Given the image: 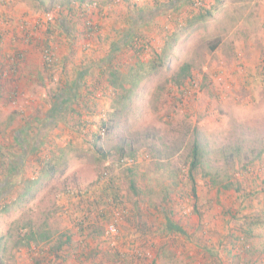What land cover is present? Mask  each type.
I'll list each match as a JSON object with an SVG mask.
<instances>
[{
    "label": "rangeland",
    "instance_id": "obj_1",
    "mask_svg": "<svg viewBox=\"0 0 264 264\" xmlns=\"http://www.w3.org/2000/svg\"><path fill=\"white\" fill-rule=\"evenodd\" d=\"M72 1L0 0L3 67H13L26 47H35L43 60V44L27 42L23 24L30 31L39 15ZM87 1H97L89 15L100 29L93 38L85 37L87 14L82 5L71 14L65 7L57 12L78 27L70 28V41L57 33L58 42L73 51L66 55L67 69L59 56L60 71L44 75L42 82L36 77L30 92L39 98L38 104L28 103L22 82L15 87L19 85L25 99L17 104L8 99L13 76L9 70H5L9 76L0 80V184L7 181L11 186L0 199V237L6 245L0 264H72L73 258L84 264H264V228L257 229L254 237L239 229L251 213L264 221V202L259 206L250 202L256 196L264 201V51L258 68L250 70L258 77L249 84V71L242 63H247L248 36L237 37L242 23V33L249 30L248 19L260 10L259 0H205L209 9H192L190 0H134L136 8L160 5L157 14L165 20L151 34L157 39L136 34L129 54L115 59L113 67L120 66L123 76L131 75V67L144 64L139 83L123 100L108 92L97 96L95 89L87 90L89 95L82 92L85 96L78 101L62 95L61 110L66 115L52 125L47 121L48 107L53 106L61 84L75 76L69 61L89 57L97 67L98 52L96 57L89 53L100 40L106 12L130 0ZM10 40L12 45H7ZM242 42L244 51L238 47ZM232 61L235 68L229 64ZM186 64L190 67L184 75ZM93 75L101 77L98 71ZM117 90L124 92L120 86ZM29 112L38 116L33 130L25 124L30 123ZM103 120L111 123L108 130L102 129ZM26 126L29 131H17ZM43 126L46 132L41 131ZM96 133L101 136L98 140ZM17 136L25 144L26 162L19 157ZM93 139L106 156L96 151ZM195 141L203 156L194 171V185L189 171ZM121 156L136 163L125 166ZM12 162L17 164L14 169ZM227 184L232 186L226 188ZM115 195L121 197L117 200ZM5 206L7 210H2ZM137 206L144 210L140 217H136ZM168 217L185 232L165 231ZM27 222L51 231L52 237L31 251H19L13 237ZM65 233L72 235V247L63 246L59 253L63 258H57L48 249ZM226 234L230 239L223 240ZM209 253L222 256L207 260Z\"/></svg>",
    "mask_w": 264,
    "mask_h": 264
},
{
    "label": "crops",
    "instance_id": "obj_2",
    "mask_svg": "<svg viewBox=\"0 0 264 264\" xmlns=\"http://www.w3.org/2000/svg\"><path fill=\"white\" fill-rule=\"evenodd\" d=\"M132 1H133V4H132ZM103 2L106 3L107 0H103ZM125 3H124L125 5L120 4V6L118 7L116 6L110 7V9L106 12V17L103 19V27L101 28V31L99 34L100 40H97L96 45H94L95 46L94 48L96 50H94L93 48V52L91 53L85 51L89 53L90 55L94 53L93 55L94 57L97 56L96 53L98 52V56L100 57V60L98 61L99 64H97V67L95 63L91 64L92 59H90L89 57L83 58L80 61L78 60H76L75 62L69 61L70 67L72 69L74 68V71H75L74 78L75 79L73 78L72 81L67 80L66 82L61 84L62 88H60L57 94H55L56 97L66 95L67 98L70 99L71 101H73L75 98H76L75 100H79L82 95L85 96L84 93L82 92H86L87 90H91V89H95V95L97 94V96L102 95L104 92H108L110 95H114V87L112 86L108 78L109 77L108 68L113 67V64L117 61V60L115 61V59L117 58L122 59L123 57L129 54V52L127 51L130 48L132 39L134 38L136 34H141L144 37L152 38L153 36L151 34L153 33L156 34L157 25L163 24L165 22V20L164 22H162L163 21L162 16L160 14H157L158 6L160 5L153 6L152 4L151 5L145 4V5H142L141 7L136 8L135 5L137 4V2L136 1L134 2V0H130ZM258 6L260 10L257 13L251 15L250 18L248 19L249 22L247 26L249 30L247 32L242 33V30L244 29V26L242 23V29L237 34V37L238 36L240 37L248 36L249 47H248V51L246 52L247 53L246 54L247 63L245 60L242 63L244 64V66L247 67L249 71L248 73L249 77L247 78L249 84L254 83L258 77L256 75V72L250 74V70L258 68L257 62L259 61V58L262 57L261 53L264 51V0H259ZM15 8L17 9V11H19L18 9L20 8V6H16ZM64 26L65 27H62V24H60V26L58 27L55 33L54 40H55L56 52L57 54H59L61 59L64 60L65 62L64 66L67 69L68 64L66 60L68 56L71 55L70 53L73 51V49L72 48L67 49L66 46L61 45L58 42L57 33H64V39H66L67 41H70L69 39V37L71 36L70 28L71 27L73 28V26L76 28L78 27V24L76 25L74 22L72 21L69 22L67 20ZM75 36L77 35L75 34ZM153 39H157V38L153 37ZM12 41L13 40H10L7 43V45H12L11 43ZM238 47L241 48L243 51L245 49L243 42L241 45L238 44ZM26 48L27 50L25 51L24 62L20 64L14 61L12 62V65L13 67L16 68V71L13 73V76H11V83L15 81V85H16L18 82H22L23 86L27 88V91L25 94L26 98L30 97L28 99V103L30 104L31 102V104H33V102L36 103L39 100V98L37 100L36 96L33 95L32 92H30L31 87L36 84V77H37V82L38 81L42 82V80L44 79V75L45 76L48 75L50 77L52 76V72L49 68L45 66L43 60L41 59L40 54L38 53L35 47H26ZM67 54L69 55L66 56ZM7 55L9 57L12 56L11 53ZM223 58L226 62L230 60L227 52ZM233 61L229 64L232 65ZM240 61L241 60L239 59V62ZM82 63L83 65H81ZM235 63L236 62H234V64L231 66L232 68H235ZM97 71L100 72V76L104 78H101L99 76L94 78L93 73L97 74ZM92 79H95V80H92ZM65 88L67 90L66 93H64ZM100 89H103V90L101 91ZM86 93L88 95L90 94L89 91H87ZM22 95L23 93L21 94L20 100L25 99L22 97ZM69 96H72V97H69ZM36 104H38V102ZM49 109L50 107H48V111ZM46 113H47V110H46ZM28 114L30 117L29 118L30 123L26 122L25 124L28 126L29 125L31 126L33 124V120L37 119L38 116H37V113H34V112H29ZM28 126L24 128H18L17 131H20V130L29 131L30 129L28 128ZM32 130L30 131L31 133H32ZM41 131L46 132V130L44 129V126L42 127ZM24 160L25 162L27 161L26 159ZM16 167H17L16 165L12 164L13 169ZM261 200H263L262 196H256V198L252 199L250 202L251 204H256L259 206L260 204H263L264 202V201L261 202ZM259 218L260 216L258 215L253 216L252 213L249 214L248 216H246V218H244L248 222H244L243 220V222H241L240 224L239 229L241 230V232H244L245 234H247V236L254 237V235H256L257 229L264 228V221H260ZM170 220L174 222L172 218L168 217L165 221L166 224H168ZM167 232H168V229H167ZM168 233H171V232H168ZM175 233H178V232H175ZM222 237L218 238L217 240L220 241ZM227 237H228V234H226L225 237H223V240ZM27 251H31V249L30 250L28 249ZM218 255L222 256L220 253ZM218 255L217 254L211 255V253H209V255L206 258L207 260H210V258H213L212 261H214V258L219 257ZM101 257L104 259L105 255ZM71 260L73 261L72 264L86 263L82 261L79 262L77 261V259H74V258ZM217 260L220 263L223 261V259L220 260V258L219 259L217 258Z\"/></svg>",
    "mask_w": 264,
    "mask_h": 264
},
{
    "label": "trees",
    "instance_id": "obj_3",
    "mask_svg": "<svg viewBox=\"0 0 264 264\" xmlns=\"http://www.w3.org/2000/svg\"><path fill=\"white\" fill-rule=\"evenodd\" d=\"M76 1H78L80 3H83L84 1H87V0H76ZM189 4H191V0L189 1ZM65 7L69 8V13L70 12L71 13L74 12L75 8H73L72 5L69 4L68 6H65ZM65 20L67 21L68 19L67 18L64 19L63 17H61V23L60 24H62V27H65L64 26L65 22H66ZM135 41H136V39H135ZM145 44H147V42ZM133 45L134 44L132 43L131 46L133 47ZM138 49L139 48H136L137 51H138ZM18 55H23L24 56L23 58L25 59V54L23 52H20ZM14 62H17L19 64L21 63V61L18 62V59H16ZM46 67H47V65H46ZM189 67H190V65H188V64L183 66L182 73H184V75H185L186 72H189ZM47 68H50V67L48 66ZM144 69H145L144 64L140 63V65H138V67H131L130 68V70H132L131 73H130L131 75H125L124 74V76H123V74L120 71V68L118 66H114L112 68H108L109 80H110L112 86H114V96L118 95L120 100H123V99L127 98L131 94V92L135 89L137 84L139 83V80H140V78L142 76V70H144ZM145 73H147V72L145 71ZM121 76H122V78H121ZM127 76H129L130 79L127 80V78H126ZM119 86L123 89V91H124L123 93H120L117 90ZM65 90H66V88H65ZM65 90H64V93L67 92V90L66 91ZM69 97H72V96H69ZM63 98L64 97L57 96L56 99L53 101V106L49 109V111L47 113L48 114L47 115L48 123H50L52 125H55L58 121L63 120V117L66 115V112H63V110H61V108L64 107L61 104L63 102ZM18 112L22 113L23 115L25 113L23 110H20ZM86 123H87V120H84L82 122V126L85 127ZM109 124H111L109 122V120H103L102 129L105 127L108 130ZM30 128H32V125L30 126ZM87 134H89V132H87ZM95 137H96V140H98V139H100L101 136H100V134L96 133ZM40 139H42V136H40ZM96 140L93 139L94 148L96 149V151L103 153V149L95 144ZM14 141H15V143H17L19 145L20 153L22 154V155H19V154H17V155H19V157L21 156V160L25 159V157H26L25 152H27V151H25V144L23 143L21 138H19L18 136L15 138ZM262 152L263 151H260L258 153V156L261 155ZM103 155L106 156V154H104V153H103ZM202 156H203V151H202V149L200 147V143L198 141H195L194 145L192 146L191 152H190L191 162H190V171H189L190 179L193 181L194 185L196 183V177L194 175V171L202 164ZM122 159H123V157L121 156L119 160L121 161ZM12 164L17 165L14 162H12L11 165ZM127 168L130 171L132 167H127ZM207 174L208 173H206V175ZM34 179H36V178H33V180ZM111 180L114 181L115 178L112 177ZM212 180L215 181V179H212ZM6 182L7 181H5V182L0 184V199H2L4 196H6L9 193V191L11 190V186L9 185V183H6ZM111 184H112V186L115 187V184L113 182H111ZM231 186H232L231 184L225 185L226 188H230ZM4 188H8L9 190H5ZM236 189H239V187H237ZM116 192L117 191L115 190V193ZM193 192H194V195L196 196L197 195L196 194V186H194ZM115 196H116L117 200L121 197V195L119 197H118V195H115ZM161 209L163 210V208H161ZM2 210H7V206H5ZM135 211H136V215H137L136 217H140V216H142L144 214V210L140 206H137ZM165 225H166L165 231H167V229H168V232H178V233L185 232L183 230L184 227L179 225V224H177V222H175V221L172 222L170 220V222L168 224H165ZM51 237H52L51 231L46 230V229L42 230V229L35 228L34 226H32V224L30 222H27L26 224H24V226H22L21 228H19L17 230V233L13 237V239H14L13 241H14V246L19 251H22L24 248H28L29 250L30 249L33 250L34 249V247H33L34 245L38 246L39 244H42V243L47 244V242H49L51 240ZM2 240H3V236L0 237V252L2 251V249L6 248L5 244H1ZM72 243H73V238H72L71 234H67V233L60 234V236L58 237V240H57V245L55 247L53 246V247L49 248L48 252L51 255L53 253H56L57 258H61V257L63 258V255L61 256L59 254L60 250L63 249V246H66L67 248H71L72 247ZM44 251L46 252V250L43 249V252Z\"/></svg>",
    "mask_w": 264,
    "mask_h": 264
},
{
    "label": "built area",
    "instance_id": "obj_4",
    "mask_svg": "<svg viewBox=\"0 0 264 264\" xmlns=\"http://www.w3.org/2000/svg\"><path fill=\"white\" fill-rule=\"evenodd\" d=\"M71 5L73 6V8H75L76 6L82 5L81 10L82 12L86 11V18L84 20V35L87 39H91L95 36V34L99 31L100 27L97 24V22L94 21L93 16L89 15L90 11L92 10V8L97 7V1H84L83 3H80L76 0H73ZM191 5H192V9L196 8V9H209L210 4H208V2H206L205 0H191ZM62 5H56L54 6L52 9L47 10L45 13L41 14L38 16V18H35L32 22H31V18L28 17V21L31 22L32 24V30H28L29 27L28 25H24L23 26L27 29L28 33H26V40L29 43H34L35 40L39 41L41 44H43V52H42V58H43V62L45 64V66L47 65V67L49 66L50 70L53 73H56V71H60L63 68V62L60 60L59 55L56 52V47L53 43L54 41V29L56 27V22L58 21V19H60L61 16H57V12L61 11V9H63ZM68 9V13H69V8L65 7ZM71 14V12L69 13ZM40 32H44V37L42 36V38L40 40H38V38H36L37 34ZM23 55H18L16 57V59H23ZM24 60V59H23ZM22 60V61H23ZM2 63V62H1ZM0 63V80H3V77H8L5 74V70H9L12 74L16 71L15 67H8L7 69H5L3 67V63ZM11 69V70H10ZM11 78V76H10ZM10 95L8 96V99L14 103L17 104V102L20 100V93L21 90L20 88H18V86L15 87V82L12 83V89L10 91ZM27 101V100H26ZM121 164L125 165V166H132L136 163V160L134 158H124L121 161ZM114 226V225H113ZM115 227V226H114ZM116 230V234L119 233V229L115 228Z\"/></svg>",
    "mask_w": 264,
    "mask_h": 264
}]
</instances>
